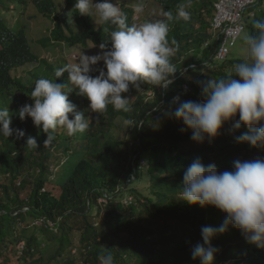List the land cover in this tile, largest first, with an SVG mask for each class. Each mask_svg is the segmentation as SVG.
Here are the masks:
<instances>
[{
  "label": "trees",
  "instance_id": "obj_1",
  "mask_svg": "<svg viewBox=\"0 0 264 264\" xmlns=\"http://www.w3.org/2000/svg\"><path fill=\"white\" fill-rule=\"evenodd\" d=\"M69 2L73 5L74 0ZM184 2L187 0H162L165 12L176 7L178 11ZM37 3L42 11H51L54 7L44 1ZM213 4L214 0H197L194 5L197 8L189 11V21L176 19V15H173L174 20L169 22V25H174L169 37L179 44L180 58L184 57V63L209 60L214 53L216 45L202 49L209 37L206 32L209 22L205 13L212 12ZM203 8L207 12L201 11ZM80 16L83 17H79L78 22L86 27L83 35L77 36L67 23L69 33L65 32L58 18L51 37L43 41L47 44L55 39L58 42L68 41L72 43L70 45L86 43L88 39L99 41L92 15ZM255 20H264V12ZM255 20L249 24L248 34H255ZM107 29L112 30V25L105 24L98 31L105 32ZM0 42L3 46L0 50V98L9 93H21V104H27L34 88L23 78L12 76L10 71L39 58L32 52L25 30L21 28L14 31L1 19ZM242 49L247 51L244 39ZM242 57L217 65L205 74H197L199 77L196 80L181 78L174 88L168 89L167 97L171 100V97L179 96L184 101L203 102L201 82L219 79L231 72L234 77L235 65L248 59L244 55ZM41 61L42 76L34 74L36 80L45 76L43 64L52 69L49 62ZM228 67L230 72H226ZM183 83H188L189 88H183ZM136 90L130 86L128 94ZM159 92L162 94L160 89ZM161 94L159 96L162 98ZM132 105L135 115H141L151 103L139 99ZM18 113L19 109L10 124L13 135L6 138L0 134V211H5L0 216V243L26 242L23 254L17 258L18 264H109V257L111 264H202L201 259H194L192 253L193 247L204 241L202 227L207 226L208 215L204 212V206L181 199L184 172L197 158L205 166L215 164L219 172L233 171V162L236 160L264 159V145L252 146L235 140L236 136L249 130L246 124H242L240 129H233V123L239 119L238 114L232 121L225 122L219 135L214 138L205 136L202 142L193 140V130L169 114L163 132L153 140H142L140 144L135 138L130 141L119 138L100 148L98 141L101 134L99 130L92 131L95 122L86 132L72 136L73 141L65 135L66 128L62 132L57 128L52 144L44 147L47 134L35 126L30 116L21 120ZM108 113V121H113L117 114L123 113L125 117L132 115L131 111L118 112L113 106ZM69 118L73 116L69 115ZM104 118L101 116L98 122L104 124ZM16 129L24 130V137L17 138ZM29 136L36 138L38 148L26 149ZM131 141L134 145L130 147ZM95 142L96 150L90 153L89 147ZM191 142H197L198 145H191ZM86 143L87 149L78 150L80 145ZM61 148L69 156L62 161L56 160L58 170L56 173L51 172L49 168L50 163H53L54 150ZM143 153L148 155L150 173L147 178L150 185L145 188L146 192L133 190L134 203L126 205L120 185L135 174L139 179ZM3 177H8L6 182L1 181ZM132 182L137 183L133 179ZM47 183H54L60 189L58 196L45 188ZM107 193L114 197L102 202L101 198ZM24 207L29 209L23 211ZM210 215L209 226L220 227L223 224V219L219 221L215 212ZM42 219L44 224H35ZM49 221L53 222V226H50ZM28 232L31 234L28 235ZM234 232L227 228L224 233L212 237L211 243L216 249L224 247L225 250L235 251L239 257L233 264H264V250L250 252L249 243L246 250L242 246L232 249L242 240ZM11 245L12 249L16 248ZM79 247L81 252L74 253ZM8 248L6 246V251ZM58 251L59 255L56 253ZM124 251H128L130 260L121 258ZM4 253L0 250V264L9 261Z\"/></svg>",
  "mask_w": 264,
  "mask_h": 264
},
{
  "label": "clouds",
  "instance_id": "obj_2",
  "mask_svg": "<svg viewBox=\"0 0 264 264\" xmlns=\"http://www.w3.org/2000/svg\"><path fill=\"white\" fill-rule=\"evenodd\" d=\"M37 1L47 2L54 7L51 11H42ZM37 1L0 0V19L14 31L21 28L25 30L34 54L35 51L26 26L21 22L22 16L30 6H34L40 14L48 16L53 21L54 27L44 38L51 37L58 18L62 21L65 32L69 33L65 24L67 23L77 36H81L85 33L86 27L78 22V18L83 17L80 14L92 15L91 20L95 26L94 31L99 34V41L88 39L86 43L77 42L73 45H70L72 43L68 41L61 42L73 47L77 45L87 47L92 42L99 45L102 52L96 55L83 53L79 56L77 63H65L59 68H56L46 58H40L35 54L39 58L40 64L41 60H45L49 62L52 69L43 64L45 76L35 81V87L27 104L26 102L21 104V93H9L6 97L0 98V134L4 137L9 138L13 135L14 130L10 124L18 109L21 120L30 116L35 126L47 134V138L43 142L44 147L52 144L57 128H59V132L66 128L67 134L72 137L77 133L86 132L93 122H95L93 132L99 130L98 133H100L102 128L109 124L120 130L119 138L126 132L127 137L135 138L139 143L142 140L150 141L163 132L169 114L182 120L193 130L191 137L193 140L202 142L205 136L214 138L219 135L225 122L232 121L238 114L239 119L233 123V129H240L242 124H246L249 130L236 136L235 140L238 143L247 142L252 146L264 145V122L260 123L264 121V20H255L264 12V0H214L212 12L205 13L206 20L209 22V27L206 29L209 37L202 47L204 50L211 45H216L214 53L209 60L189 63H184V57L180 58L179 44L174 38L169 37L174 28V25H169V22L174 20L173 15H176V19L189 21L191 19L189 11L197 8L194 6L197 0H187L179 6L178 11L176 7V9L166 12L162 0H158L162 6V19L148 21L144 18V23L141 24H135L133 21L136 14L143 13L144 9L149 6L148 3L143 6L142 0L137 3L135 8L128 5L126 0H74L73 5L69 0H66L68 10L62 14L59 12L60 6L56 0ZM7 3L9 7H6ZM93 6L96 11L92 10ZM16 8L19 10V14L16 22L11 24L5 13L6 11L15 12ZM201 11L207 12L205 8ZM136 19L140 20L141 16L137 15ZM253 20H255L253 28L256 32L248 34L249 24ZM105 24L112 25V30L107 29L105 32H99L98 30ZM97 25L98 27H96ZM44 38L41 39L44 47L61 43L53 39L51 43L46 44L43 41ZM241 39H244L247 45L248 59L235 65L234 77L231 72L219 79L211 78L203 81L201 82L203 102L184 101V98L176 96L171 97L172 109L168 108L170 99L167 97V91L169 88H174L181 78H189L193 81L199 77L197 74H205L207 71L215 69L217 65L241 58L243 50ZM240 40L241 55L237 58H229L232 48ZM2 47L0 42V50ZM101 60L104 61V66L91 75L94 71L92 66ZM14 70L10 71L12 76L22 78L15 76ZM226 72H230L229 67L226 68ZM62 78H65V82L58 83V80ZM143 84H148L146 86L149 98L146 99L144 95H139L136 100L141 99L151 105L145 107L146 110L143 114L135 115V108L129 104V97L123 93H128L130 86L139 89ZM77 88L79 92H77ZM183 88L188 89V83H183ZM160 94L162 98L159 96ZM79 95L81 98L83 96L88 98L89 109L97 114L95 120L90 123L86 119L83 104L81 107L75 105ZM111 105L118 112L131 111V117H126L127 120L123 121L124 129L114 125L118 114L113 121H108L110 115L108 111L112 107ZM69 115L73 118H69ZM101 116L105 117L104 124L98 122ZM157 120H159L162 129L160 132L151 133L149 129L155 124L150 123ZM61 128L62 130H60ZM15 132L17 138H22L25 135L24 130L21 129H16ZM64 132L66 135V130ZM133 145L134 142L131 141L130 147ZM25 147L26 149L38 148L36 138L29 136ZM58 151L63 150L55 149L53 154L55 155ZM143 160H147V162H142ZM56 163V161L50 163L51 172L55 170L54 165L58 167ZM233 163V171L219 172L215 164L205 166L201 159L197 158L184 172L181 199L191 204L204 206V212L208 215L207 226L202 227L204 244H197L192 253L193 258H200L202 264H214L218 258L219 261L226 263L231 261V264L237 261L239 255L235 251L232 252L217 246L218 249H216L211 243L212 237L217 233H224L227 228H231L232 231H235V236L242 239L239 242L244 250L248 243L251 246L250 252H255L257 249L264 250V159L258 158L243 162L236 160ZM145 168H148L149 174L148 157L143 153L140 163L141 172ZM140 177L141 175L138 179L136 174L132 178L127 177L123 185H120L126 205L134 203L133 190L138 189L146 192L145 188L150 185L148 182V185L143 189L135 186L132 179L140 182ZM141 184L139 183L138 186ZM113 197L114 195L107 193V196L101 198V201L106 202L107 199ZM28 209L24 207L23 211ZM211 212L218 215L219 221L223 219V224L220 227L208 225L211 223L208 220L211 217ZM44 223L43 219L35 222L36 225ZM48 223L53 226V222L49 221ZM10 244L17 248L19 256L23 254L26 245L23 240L12 243L10 241L2 242L0 250L3 252ZM205 244L208 246L205 247ZM232 249L236 250L234 246ZM74 253L77 252L74 251ZM220 253L222 256L219 255ZM121 258L130 260L128 251H124ZM108 260L111 264V257Z\"/></svg>",
  "mask_w": 264,
  "mask_h": 264
},
{
  "label": "rangeland",
  "instance_id": "obj_3",
  "mask_svg": "<svg viewBox=\"0 0 264 264\" xmlns=\"http://www.w3.org/2000/svg\"><path fill=\"white\" fill-rule=\"evenodd\" d=\"M56 1L59 2V6H60L59 12L61 14L63 12H67L68 6L66 4V0H56ZM126 1H127L128 5H130L134 8L137 5V3L140 2V0H126ZM145 1L146 0H142L143 6L146 3H148L149 6L146 9H144L143 13L135 15V19L133 21V23H135V24L144 23L143 22L144 18L148 19V21H156V20L162 19V17H163L162 16V14H163L162 13V6L160 5L158 0H147L146 2ZM6 7H9L8 3L6 4ZM0 10H1V6H0ZM92 10H95L94 6H93ZM247 13H248V11H247ZM18 14H19V10L16 8L15 12L6 11L5 16H6L7 20L9 21V23L14 24L16 22V18L18 16ZM137 15L141 16L140 20L136 19ZM57 16L60 17L59 15H57ZM21 22L24 23L26 26V30H27V33H28L29 38L31 40V43L33 45L35 54L40 58H46L51 63H53L56 68L63 66L65 63H77L79 56L82 55L83 53H85L87 55H96V54L102 52V49H100L99 45L94 44L92 42H90L87 47H83L81 45H77V46L73 47V46H70V45H68L66 43H62V42L61 43H55L53 46L44 47L42 45L41 39L49 35V30L54 27V24H53V21L48 18V16H46L44 14H40L39 11L37 10V8H35L34 6H30L28 9H26L24 15L22 16ZM98 25L96 27H98ZM241 40L237 43V45L235 47L232 48V53L230 54L229 58H232V57L237 58L241 55ZM214 41L216 42L215 39H214ZM242 55H244L245 57L248 58V52L244 49L242 50ZM40 65L41 64L39 63V60L33 61V62L23 66V67H20V68L14 70L13 73L15 76H21L23 78V80L28 85H30L34 88L35 87V81H36L34 74L42 76V73H41L42 67ZM103 66H104V61H102V60L99 61L96 65H93L92 68L94 69V71L91 73V75H93L94 72H97ZM64 82H65V78L58 80V83H64ZM77 92H79L78 88H77ZM147 92H148V88H147L146 84H143V85H141V87L139 89L136 90V92H134L132 94L124 93V95L129 97V104H132L133 101L136 100L139 95H144V97H146V99L149 98V94ZM31 99H33V98L31 97ZM172 102L173 101L171 99L170 103H169V107H168L169 109H172V106H173ZM82 104H83V109L86 113L85 114L86 119H88V121L90 123L92 120H95L97 114L95 112H92L89 109L90 101L88 100V98L85 96H83L81 98V96L79 95L78 100L75 103V105L81 107ZM124 120H127V118L122 113L121 115H118L116 117V119L114 120V125L120 129H124V127H125V126H123ZM150 124H155L153 127H151L149 129V131L151 133L161 131L162 127H161L159 120H157L153 123H150ZM60 130H62V128ZM99 134H101L100 140L98 141V146L100 148H104L108 143L114 142L116 139H119V137L121 136L120 130L116 129L115 127H113L109 124H106L102 128V130L100 131ZM66 135L69 138H72V140H73V137H70L67 134V130H66ZM124 138H126L128 141L131 140L129 138V136L127 137L126 132H124L122 137H121V139H124ZM75 144H77V140H75ZM190 144L195 145V146L198 145L197 142H191ZM95 145H96V142L91 143V146L89 147L90 153L95 152V150H96ZM64 146H65V144H63V147ZM87 148H88V143H86V145H84V146L80 145L78 147V150L87 149ZM61 149L63 151H58L53 156L54 163L56 160L62 161V159H65L67 156H69L64 152V148H61ZM146 156L148 157L147 154H146ZM142 162H147V160H143ZM54 169H55L54 170V173H55L58 170V167H55V165H54ZM147 176H148V168L142 169L140 182L134 183L135 186H137L139 189H143L145 186H147L148 185ZM7 179H8V177H3V178H1V181L6 182ZM139 183H142V184L140 186H138ZM45 188L47 190L51 191L52 194H54L56 196L59 195L60 189L54 183H47ZM2 212H5V211H1L0 214ZM31 229H33V228H31ZM27 234L30 235L31 233L28 232ZM197 244H204V241L199 242ZM8 246H9V248L7 249V251H6V249L3 250V252H6V253H4L5 256L9 257V261L6 264H18L19 261L17 258H19L18 257L19 253L17 252L16 248H14V249L11 248L12 247L11 244ZM204 246L207 247L208 245L205 244ZM240 246H241L240 244H235L234 248L238 249V248H240ZM52 248L55 249V246L52 245ZM76 252L79 254L81 252V248L79 247ZM56 253H57V255L60 254L59 251ZM219 255H221V253ZM0 258H2V256H0ZM217 260L218 261H214V264H231V261L226 263L224 261H219V258ZM133 264H138V263L133 262Z\"/></svg>",
  "mask_w": 264,
  "mask_h": 264
}]
</instances>
